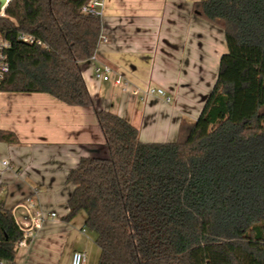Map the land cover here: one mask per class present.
<instances>
[{"label": "trees", "instance_id": "16d2710c", "mask_svg": "<svg viewBox=\"0 0 264 264\" xmlns=\"http://www.w3.org/2000/svg\"><path fill=\"white\" fill-rule=\"evenodd\" d=\"M87 2H8L1 90L94 105L81 63L95 55L103 22L82 11ZM193 9L224 30L228 46L199 117L183 119L175 141L144 142L126 118L99 110L109 155L83 156L67 175L65 219L85 212L98 264H264V0H201ZM0 141L18 137L0 129ZM24 234L0 202V262L15 263Z\"/></svg>", "mask_w": 264, "mask_h": 264}, {"label": "crops", "instance_id": "0c3cea01", "mask_svg": "<svg viewBox=\"0 0 264 264\" xmlns=\"http://www.w3.org/2000/svg\"><path fill=\"white\" fill-rule=\"evenodd\" d=\"M196 1L104 0L98 49L81 63L93 106L68 105L48 93L0 90V129L18 137L0 141V202L21 226L29 213H57L18 247L15 264H71L76 250L86 252L88 263L90 251L100 253L85 212L65 219L74 189L69 171L83 156L109 155L97 111L123 116L144 142L175 141L181 121L199 117L228 46L224 30L195 13ZM98 65L111 67L108 80L96 77ZM118 79L140 94L123 91ZM149 87L165 94L147 95Z\"/></svg>", "mask_w": 264, "mask_h": 264}, {"label": "built area", "instance_id": "2783aa9c", "mask_svg": "<svg viewBox=\"0 0 264 264\" xmlns=\"http://www.w3.org/2000/svg\"><path fill=\"white\" fill-rule=\"evenodd\" d=\"M9 1V0H7ZM104 6V0H88L86 4L82 6V11L84 13H90L95 15H101L102 8ZM3 11H0V13ZM24 41L33 42L34 38L29 35H22L21 36ZM10 42L7 40L0 41V90L3 81L6 78L7 73L10 71V63L8 60L7 48H9ZM94 57V56H93ZM111 72V67L108 65H98L95 69V75L97 78L108 80L109 74ZM116 84L120 85L123 91H129L134 95H139L140 90L136 87H130L129 83L126 81H122L120 79L116 80ZM145 94L153 95V94H165L164 89L149 87L145 90ZM169 101L170 98L167 97ZM3 164L8 166V161H3ZM29 221L25 224V226H21V229L24 231L25 239L20 242L21 244H25L27 242V238L31 237L33 229L36 227H40L43 221L47 217H56L57 213L52 212L49 215L44 214L43 212H37L36 214L29 213ZM7 264H15L14 262H7ZM71 264H87V254L85 251L76 250L72 255Z\"/></svg>", "mask_w": 264, "mask_h": 264}, {"label": "rangeland", "instance_id": "374dc122", "mask_svg": "<svg viewBox=\"0 0 264 264\" xmlns=\"http://www.w3.org/2000/svg\"><path fill=\"white\" fill-rule=\"evenodd\" d=\"M97 249H99L98 246H97ZM99 260H100V253L90 251V253L88 254V263L87 264H98Z\"/></svg>", "mask_w": 264, "mask_h": 264}, {"label": "water", "instance_id": "95a60500", "mask_svg": "<svg viewBox=\"0 0 264 264\" xmlns=\"http://www.w3.org/2000/svg\"><path fill=\"white\" fill-rule=\"evenodd\" d=\"M9 1H7V0H0V4H1V6H3L5 8Z\"/></svg>", "mask_w": 264, "mask_h": 264}]
</instances>
